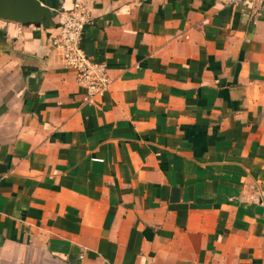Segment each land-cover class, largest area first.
<instances>
[{
  "label": "crops",
  "instance_id": "obj_1",
  "mask_svg": "<svg viewBox=\"0 0 264 264\" xmlns=\"http://www.w3.org/2000/svg\"><path fill=\"white\" fill-rule=\"evenodd\" d=\"M39 1L0 16V264H264V0Z\"/></svg>",
  "mask_w": 264,
  "mask_h": 264
},
{
  "label": "built area",
  "instance_id": "obj_2",
  "mask_svg": "<svg viewBox=\"0 0 264 264\" xmlns=\"http://www.w3.org/2000/svg\"><path fill=\"white\" fill-rule=\"evenodd\" d=\"M89 21L88 10L81 2L75 1L71 8L59 14L52 46L60 51L64 66L75 71L76 81L85 88L84 100L93 103L108 90L111 80L107 65L92 60L81 46Z\"/></svg>",
  "mask_w": 264,
  "mask_h": 264
},
{
  "label": "water",
  "instance_id": "obj_3",
  "mask_svg": "<svg viewBox=\"0 0 264 264\" xmlns=\"http://www.w3.org/2000/svg\"><path fill=\"white\" fill-rule=\"evenodd\" d=\"M9 14L38 22L41 18L50 19L53 12L39 0H0V16Z\"/></svg>",
  "mask_w": 264,
  "mask_h": 264
}]
</instances>
